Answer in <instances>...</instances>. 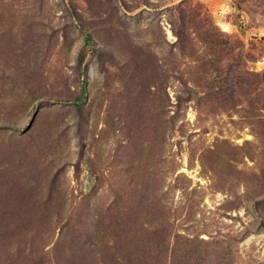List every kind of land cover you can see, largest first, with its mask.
Segmentation results:
<instances>
[{
    "label": "rangeland",
    "instance_id": "rangeland-1",
    "mask_svg": "<svg viewBox=\"0 0 264 264\" xmlns=\"http://www.w3.org/2000/svg\"><path fill=\"white\" fill-rule=\"evenodd\" d=\"M0 264H264V0H0Z\"/></svg>",
    "mask_w": 264,
    "mask_h": 264
},
{
    "label": "bare ground",
    "instance_id": "bare-ground-1",
    "mask_svg": "<svg viewBox=\"0 0 264 264\" xmlns=\"http://www.w3.org/2000/svg\"><path fill=\"white\" fill-rule=\"evenodd\" d=\"M222 27H223V29H224L225 31H228V30H229V27H228L227 25H223V24H222ZM168 35H169L170 38L172 37V34H171L170 31H168Z\"/></svg>",
    "mask_w": 264,
    "mask_h": 264
}]
</instances>
